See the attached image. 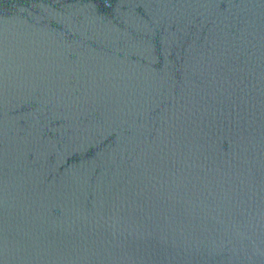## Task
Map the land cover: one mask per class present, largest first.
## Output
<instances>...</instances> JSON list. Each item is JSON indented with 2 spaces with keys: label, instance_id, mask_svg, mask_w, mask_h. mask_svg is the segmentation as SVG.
I'll return each mask as SVG.
<instances>
[{
  "label": "water",
  "instance_id": "obj_1",
  "mask_svg": "<svg viewBox=\"0 0 264 264\" xmlns=\"http://www.w3.org/2000/svg\"><path fill=\"white\" fill-rule=\"evenodd\" d=\"M0 264H264V0H0Z\"/></svg>",
  "mask_w": 264,
  "mask_h": 264
}]
</instances>
